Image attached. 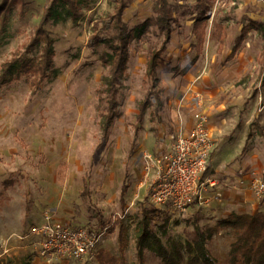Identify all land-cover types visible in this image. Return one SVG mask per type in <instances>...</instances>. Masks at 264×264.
<instances>
[{
  "label": "rangeland",
  "instance_id": "obj_1",
  "mask_svg": "<svg viewBox=\"0 0 264 264\" xmlns=\"http://www.w3.org/2000/svg\"><path fill=\"white\" fill-rule=\"evenodd\" d=\"M49 1L14 0L0 11V66L34 37ZM151 1L131 0L123 20L133 25L152 15ZM111 10L109 0H94L77 21L65 17L47 24L53 65L35 94L29 88L33 71L0 86V259L6 264H19L11 258L33 253L28 229L46 212L73 225L114 222L121 214L126 263L140 264L135 227L141 209L149 207L151 185L174 135L191 126L197 114H204L217 141H228L232 148L236 149L239 133L244 137L250 133L245 152L233 163L249 157L243 174L249 181L264 177V137L259 133V127L264 131V35L251 30L229 57L242 26L249 19L264 21V0H213L199 52L193 20L186 17L182 26H175L156 69L160 103L157 110L154 104L149 106L141 122L136 115L150 87L144 75L145 45L130 44L119 115L104 132L97 106L108 71L100 63L99 51L86 44L94 20ZM39 55V45L25 53L33 62ZM256 116L259 125L252 123ZM123 183L128 188L121 213ZM166 214L163 234L159 224ZM185 216L158 210L151 224L163 243L167 236L184 241L192 230V219ZM231 234L219 230L207 243L220 263L226 259ZM100 249L118 255L117 225L107 230ZM144 257L142 264H162L150 250Z\"/></svg>",
  "mask_w": 264,
  "mask_h": 264
},
{
  "label": "trees",
  "instance_id": "obj_2",
  "mask_svg": "<svg viewBox=\"0 0 264 264\" xmlns=\"http://www.w3.org/2000/svg\"><path fill=\"white\" fill-rule=\"evenodd\" d=\"M14 0H2L0 11L6 10ZM131 0H109L112 4L111 12L98 16L92 25V33L88 37L87 47L99 51L100 63L107 68L108 75L103 85L98 114L101 116V125L104 132L119 115L118 96L121 81L127 69L130 44L145 45V81L149 88L139 104L136 115L137 122H141L146 109L154 104L155 110L160 103L161 95L155 88L158 80L157 66L163 60L168 45L172 39L175 26H182L183 19L193 20L192 32L195 36V46L199 52L204 42V28L213 0H195L194 3L171 2L170 0H152V15L130 25L123 20V13ZM94 0H50L45 7L34 37L24 45L23 51L14 53L0 66V86L20 76L33 71L29 82L31 94H35L40 84L49 77V70L53 65V39L46 26L49 22H58L65 17L77 21L85 9L90 8ZM251 30L264 35V21L249 19L242 26L235 39L229 57L238 50L244 38ZM40 46L39 59L33 62L25 57V53ZM182 73L185 70L181 71ZM264 82V65L261 68V84ZM252 123L259 125L257 118ZM260 135L264 136L259 127ZM248 133L247 137H249ZM245 146L243 147V150ZM127 184L123 183L120 191L119 207L121 213L125 209V193ZM87 190L85 189L84 192ZM158 211L155 208L141 209V217L135 227V247L140 264L144 261L145 250H150L162 264H264V210L254 212L235 213L220 218L215 224H199L194 219L190 221L192 230L190 237L184 241L167 236L163 243L157 230L152 226V216ZM168 215L159 224L161 233L167 229ZM103 221V220H102ZM99 223H103V222ZM107 221L106 223H108ZM104 224V223H103ZM118 226L119 253L115 255L106 249H99L94 260L84 261V264H127L124 256V224L122 215L115 217L109 225V231ZM220 229H230L231 241L226 253V259L220 263L217 257L209 250L208 241ZM79 262V261H77Z\"/></svg>",
  "mask_w": 264,
  "mask_h": 264
},
{
  "label": "built area",
  "instance_id": "obj_3",
  "mask_svg": "<svg viewBox=\"0 0 264 264\" xmlns=\"http://www.w3.org/2000/svg\"><path fill=\"white\" fill-rule=\"evenodd\" d=\"M214 144L204 114H197L190 127L174 135L171 149L151 185L148 206L176 214L184 213L190 206L199 207L201 189L216 186L214 178L202 179ZM250 187L264 197V177L251 178ZM103 223L73 225L46 212L28 229L32 252L49 263L92 261L112 222Z\"/></svg>",
  "mask_w": 264,
  "mask_h": 264
},
{
  "label": "crops",
  "instance_id": "obj_4",
  "mask_svg": "<svg viewBox=\"0 0 264 264\" xmlns=\"http://www.w3.org/2000/svg\"><path fill=\"white\" fill-rule=\"evenodd\" d=\"M255 118H257V116ZM187 127L190 126H186V128ZM211 134L215 140V144L210 155L207 169L202 174V179L208 177L214 178L216 186H206L205 189H201L202 204L199 207L190 206L181 214L186 215V218L192 220L198 219L199 217V219L203 221L202 224L208 223L213 225L218 219L226 217L232 212L245 213L264 210V197H260L253 191L250 187L249 177L243 174V170L247 169L249 157L243 160L240 158L241 162L236 164L238 166H234L233 163L236 156L240 154L239 157H241L245 152L246 147L244 150L243 147L249 137H244L243 133H239L238 137H240L237 139V142L234 143L235 149L231 147L228 141L219 142L212 132ZM242 141L244 143L243 146L241 145ZM237 149H239V152H237ZM249 153L251 154V150L248 154ZM227 230L232 233L230 229ZM5 261L6 259H0V264H6ZM11 261H18L19 264H66L70 262L68 260H60V262L53 261L49 263L33 253L30 255L27 254V251L26 256L16 259L11 258Z\"/></svg>",
  "mask_w": 264,
  "mask_h": 264
}]
</instances>
